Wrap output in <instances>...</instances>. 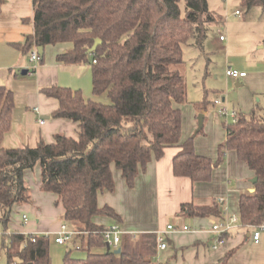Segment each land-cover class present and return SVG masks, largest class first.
Masks as SVG:
<instances>
[{
  "label": "trees",
  "instance_id": "trees-1",
  "mask_svg": "<svg viewBox=\"0 0 264 264\" xmlns=\"http://www.w3.org/2000/svg\"><path fill=\"white\" fill-rule=\"evenodd\" d=\"M239 2L247 9H264V0ZM3 4L0 0V13ZM22 21H30L33 31L22 42L12 43L15 48L29 54L33 47L43 51L46 45L70 43L56 61L89 64L92 94L106 95L108 102L85 99L80 89L41 87L43 95L58 102L50 117L76 123V136L58 132L51 142L40 139L33 147L0 146L1 248L6 264H50L47 236L32 240L29 234L6 232L13 206L32 201L24 171L36 165L40 190L57 196L62 221L79 231L77 249L87 251L85 257L75 258L71 252L76 247L68 248L62 264H157L153 260L157 238L152 232L137 239L125 237L119 253L93 252L105 245L102 231L107 226L94 217L103 215L120 223L110 205H98L99 193L114 190L112 168L132 187L147 163L160 159L166 147L179 148L172 158L173 174L193 183L209 182L225 153L233 151L257 177L253 191L239 195V221L252 226L264 223V107L236 112L215 158L195 150L194 135L202 128L180 141L186 82L179 66L183 48L192 45L202 51L208 26L218 21L208 0H32V15ZM97 38L101 42L89 51ZM42 61L43 52L38 59ZM208 104L203 100L195 106L203 111ZM13 106L12 91L0 85V143L10 128ZM179 213L220 220L222 206L215 199L208 205L186 202ZM228 258L229 253L215 264H228Z\"/></svg>",
  "mask_w": 264,
  "mask_h": 264
},
{
  "label": "crops",
  "instance_id": "crops-1",
  "mask_svg": "<svg viewBox=\"0 0 264 264\" xmlns=\"http://www.w3.org/2000/svg\"><path fill=\"white\" fill-rule=\"evenodd\" d=\"M26 2L30 4L25 5ZM28 13L32 15V0H4L0 13V85L12 91L14 101L10 128L4 133L0 143V146L4 148L25 145L33 147L40 139L51 142L53 135L58 132L76 136V123L66 118L50 117V113L57 108L58 102L54 98L43 95L39 91L41 87L66 86L80 89L85 99L95 97L92 91L90 92L89 64L66 65L56 61L58 53L71 47L68 42L46 45L43 48V61H36L34 72L28 71L25 75L21 74L22 77L18 75V71L28 69L30 64L28 54H23L12 43L22 42L24 36L33 31L32 24L23 25L21 21ZM263 36L257 43H262ZM240 80L237 79L236 84L240 85ZM40 117L44 119L42 123L38 122ZM190 128L194 129V126L191 125ZM204 134L206 137L204 135V138L199 139H197L198 134L194 135L195 150L198 154L215 158V149L221 141V136ZM187 137L182 134L181 126L180 141ZM178 150L177 146L166 147L160 159H152L147 163L146 169L136 176L132 187L126 185L118 169L112 168L114 190L99 193L98 205L108 204L118 213L121 218L119 224L124 231L122 240L125 237L133 239L132 235L134 239H137L147 232L156 234L158 231L166 230L169 224L174 227L186 225L189 230L175 229L167 232V247L164 250L156 249L154 263L215 264L229 253L228 264H264V241L256 243L252 240L251 234L254 229L252 225H243L238 221L224 237L223 242L214 249L212 248L213 236L208 230L216 218L189 217L179 213L182 203L208 205L215 199L222 206V218L227 215L238 216L239 195L253 191L250 182L253 177L252 171L236 158L233 151H227L224 162L214 168L209 182L193 183L190 178L175 176L172 172V158ZM34 168H37L39 173L37 181L29 184L30 178L26 177L27 173L33 169L24 171V179L28 186L33 185L32 195L36 199L34 198L35 201L31 205L25 204L24 207L38 216L44 215L47 219L52 217L54 221L56 213L48 204H41L45 197L38 192L46 191L40 190L39 166L36 165ZM56 200L55 195V204L61 206L60 203H56ZM62 213L61 206L59 215L62 216ZM55 221H57L56 224L52 222V225L50 221L47 222L44 219L41 222L38 218L24 227L23 224L27 223L28 219L27 222H23L21 215L17 221L19 227L14 225V232L53 235L61 223L57 217ZM94 221L105 225L113 223L111 218L103 215L95 216ZM69 245V248L75 245L77 249L78 239H74ZM49 259L50 264H55L53 257Z\"/></svg>",
  "mask_w": 264,
  "mask_h": 264
},
{
  "label": "rangeland",
  "instance_id": "rangeland-1",
  "mask_svg": "<svg viewBox=\"0 0 264 264\" xmlns=\"http://www.w3.org/2000/svg\"><path fill=\"white\" fill-rule=\"evenodd\" d=\"M27 4L29 5L30 2H26L25 5ZM208 7L218 16V21L208 26L203 50L201 51L197 46L192 45L183 48V63L179 66V70L186 82V102L180 106L181 126L183 135H194L197 127V116L202 113L204 114V126L202 132L198 133L197 139L204 138V133H206L211 136L220 135V142H222L223 135L226 133V125L232 123V118L219 115L218 109L220 107L214 103L215 100L221 101V104L229 112L248 113L255 106L264 107V46L262 43H257L264 34V9L260 6L247 9L240 4L239 0H208ZM235 10H239L240 14L235 15ZM26 17H30V13L23 18ZM22 23L23 25L31 24L30 21H22ZM220 34L224 36V41L219 40ZM27 57L29 59V54ZM35 63L29 60L30 68ZM228 68L244 70L246 76L241 78L240 85H236V78L226 75ZM29 71L31 72V69ZM18 75L22 77L21 71H18ZM93 99L108 102L106 95L95 96ZM203 100L209 104L205 110L201 111L195 105ZM191 125L194 126V129L190 128ZM215 153H217V146ZM225 156L226 154L223 162ZM37 173V168H33L27 173L26 177L30 178L29 184L37 181L39 175ZM232 178L234 179V177ZM32 187L29 186L32 201L28 205H31L36 199L32 195ZM38 194L45 197L41 204H48L56 213L54 221L52 217L47 219L44 215L38 216L35 212L31 213L24 207L25 204L15 205L11 210L6 232L15 230L14 225L18 226L17 221L22 214L28 218V222L23 224L24 227L30 221H35L38 218L41 222L44 219L47 222L50 221L52 225V222L55 224L57 222L55 217L62 222V216L59 215L61 206L55 204V195L52 192H38ZM54 237V234L48 236L49 258L53 257L56 261L55 264L57 262L62 264L63 256L70 245L56 244ZM1 238L0 236V264H6V255L1 248ZM105 250V245L92 249L93 252H104ZM86 253L87 251L84 249L75 248L72 250L71 256L83 258Z\"/></svg>",
  "mask_w": 264,
  "mask_h": 264
},
{
  "label": "built area",
  "instance_id": "built-area-1",
  "mask_svg": "<svg viewBox=\"0 0 264 264\" xmlns=\"http://www.w3.org/2000/svg\"><path fill=\"white\" fill-rule=\"evenodd\" d=\"M235 15H239L240 11L235 10ZM219 40L223 41L224 36L221 34L219 35ZM39 59V53L37 51L36 47H33L31 51L29 52V60L32 62H36ZM29 69H35V65H33ZM226 75L231 76L236 79H241L246 76V73L244 71H238L236 69L228 68L226 69ZM219 106L218 113L220 116H230L232 118V121L236 120V111L229 112L228 109L222 105L221 101L215 100L214 102ZM35 110H37L35 108ZM44 119L42 117L39 118L38 122L42 123ZM27 216L25 214H22V221L27 222ZM239 221V217L237 215H227L224 218L220 220H215L211 224L208 232L212 234L213 241H212V248H216L220 243L223 242L224 235L228 232H230L233 227H235L236 223ZM253 231L251 234L252 240L254 242H260L261 240L264 241V223L253 226ZM181 230L186 231L189 230L188 226L182 225L178 227H174L173 225L169 224L166 226V230L158 231L156 233L157 238V250H164L167 247V232L169 230ZM3 233L1 227H0V235ZM79 231L75 230L74 228L70 227L65 222H61L59 225L58 230L55 232L54 242L60 245H69L73 243L74 239L77 238V234ZM32 240L35 239V237L41 235L38 233H28ZM124 234V231L119 223H111L108 224L105 229L102 231V236L105 245L107 244L110 247V250L117 249L122 241V235ZM45 236H49L48 234H43ZM132 238L134 239V235H132ZM75 246V245H73ZM76 247V246H75ZM79 247V245L77 246Z\"/></svg>",
  "mask_w": 264,
  "mask_h": 264
},
{
  "label": "water",
  "instance_id": "water-1",
  "mask_svg": "<svg viewBox=\"0 0 264 264\" xmlns=\"http://www.w3.org/2000/svg\"><path fill=\"white\" fill-rule=\"evenodd\" d=\"M100 42H101V40H100L99 38L95 39L94 44H93L92 47L89 49V51H93V50L96 48V46H97ZM37 51H38V53H39L40 55H41L42 52H43L41 47H38V48H37ZM27 72H28V69L24 68V69H22L21 74H22V75H25ZM236 85H238V83H237ZM203 120H204V115H203L202 113H200V114L197 116V127H196V129H195V133H197V132L203 127ZM256 180H257V177L254 176V177H252V178L250 179V182H251L252 184H254V183L256 182ZM105 246H106V252H109V251H110V247H109L107 244H106ZM113 252H114V253H119V252H120V248L118 247L117 249H114Z\"/></svg>",
  "mask_w": 264,
  "mask_h": 264
}]
</instances>
